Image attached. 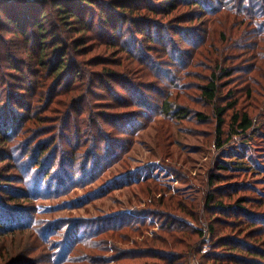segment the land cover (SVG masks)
<instances>
[{"label": "rangeland", "instance_id": "rangeland-1", "mask_svg": "<svg viewBox=\"0 0 264 264\" xmlns=\"http://www.w3.org/2000/svg\"><path fill=\"white\" fill-rule=\"evenodd\" d=\"M143 1L133 15L141 25L122 24L116 46L104 34L90 37L86 52L69 45L67 59L85 80L75 108L63 112L60 92L30 98L41 76L54 83H45L31 47L0 30L25 56L24 73L0 66V118L20 115L9 139L0 136V264H264V79L248 88L238 81L255 63L256 44L264 47L246 35L264 37V19L250 8L264 0H232L230 13L206 16L190 0H166L179 5L171 15L150 8L159 0ZM225 69L233 75L218 84L217 104L234 94L228 102L258 128L241 158L230 152L249 137L216 148L214 105L201 96ZM234 159L243 170L220 172L217 190L210 187L219 160ZM209 195L228 209L206 207Z\"/></svg>", "mask_w": 264, "mask_h": 264}, {"label": "trees", "instance_id": "trees-1", "mask_svg": "<svg viewBox=\"0 0 264 264\" xmlns=\"http://www.w3.org/2000/svg\"><path fill=\"white\" fill-rule=\"evenodd\" d=\"M184 1V0H182ZM188 1V0H187ZM192 5L196 6L198 10H201L203 15L206 16L207 12L210 15H217L219 10L226 11L225 13H230L232 7V0H190ZM234 1V0H233ZM242 0H237L241 2ZM257 1V0H253ZM143 0H0V30L1 34L10 33L14 35V38L18 41H22V47L27 51L28 47H31L33 51L31 54H35V63L42 67V71L46 72L45 83L52 81L51 87H48L47 84H42L44 76H41L36 80L37 91L32 94L30 98L34 99H51L53 94L60 92L57 97L56 104L59 106V109L63 112L70 109L72 106L75 108V104L72 103L78 99L80 92L82 94V84L85 80V74L81 72V66L73 61L67 59V54L70 53L68 49L69 45H76L79 51L86 52V47L88 46L89 41H92L90 37H97L99 34L106 35L109 39L110 45L116 46L117 39L120 41L122 24L131 23L139 27L141 25L142 18L134 17L133 15L141 13L144 9ZM158 5L150 4V8L156 12H166L167 15H171L172 11H175L176 7L173 2H168L166 0H159ZM235 4V3H234ZM252 4V2L250 3ZM244 5V4H242ZM47 8H50L52 11H46ZM251 16L254 18L255 14H258L259 17L264 19V4H252ZM203 16V17H204ZM254 20L258 21L257 18ZM144 21V19H143ZM259 22V21H258ZM263 23V22H260ZM121 25V26H120ZM98 30V31H97ZM120 30V31H119ZM110 31L115 32V34H110ZM142 35L145 34L141 30ZM77 35L76 38H68V35ZM92 35V36H89ZM246 35L255 37L260 41H264V37L260 36V33H255L254 31H247ZM148 38L151 40V36L148 35ZM70 39V40H69ZM69 40V42H68ZM128 41V40H124ZM153 41V40H151ZM0 66L1 63H5L7 66L17 69L20 73H24V55L16 51V47L12 46L10 43H7L5 38L0 39ZM12 46V47H11ZM252 46V45H251ZM262 49L261 57L257 56L256 53L260 54ZM247 55V54H246ZM250 55V53H249ZM253 58H251V57ZM249 57L254 60V65L247 67L242 70L244 76L240 78L241 84H244L245 87L253 85L254 78L264 79L262 74H264V47L258 42L254 49V54L251 53ZM37 58V60H36ZM257 59L259 61H257ZM21 63L22 68L19 66ZM241 73V72H240ZM233 75V72L229 69H225L223 72V78L212 74L210 76V82L201 87L202 98L208 103L214 105V118L216 120V140L215 146L218 149H222L227 143L231 141L235 136L239 137H249L247 142L243 141L240 151L230 152L234 157H239L243 155L241 150L244 146H249L251 144L250 137L258 128L254 126V121L251 115L246 111H237L238 101H230L229 99L233 98L234 94H227L226 97L220 98V102L224 103V106L217 104L218 94L220 95L219 83L222 79L230 78ZM114 74H105L104 77H111ZM53 85V86H52ZM41 90V94L38 95V91ZM33 92V91H32ZM256 92L252 90L249 91V99L254 101V96ZM40 97V98H39ZM61 97V98H60ZM62 99V100H61ZM83 100L84 99H80ZM85 102V101H84ZM169 105L163 108V113L174 115L173 111L169 110ZM177 112V116L181 114L180 109ZM228 113H232L230 117V132L226 140H223L226 135L225 125H226V116ZM184 114V111H183ZM179 116V118L184 117L185 115ZM15 116L14 119L7 120L6 118H0V136L4 137V141L8 140L12 131L17 125V121L20 118ZM199 117H205L203 114H199ZM67 120V119H66ZM6 121V122H5ZM70 121L67 120L66 123ZM243 140V139H242ZM241 140V141H242ZM243 159V158H242ZM243 162H237L236 159L232 161H223L219 160L216 165V174L213 173L209 178L210 187H214L223 179V175H220V172L227 173L232 171H242L243 168L241 165ZM215 186V190H217ZM214 203L215 209L221 211H226L227 207H223L222 203L216 202L214 195H209L206 199V207H209V204ZM237 208L246 211L245 208H242L240 205H236ZM178 207V206H177ZM179 209L184 210V207L179 206ZM228 211V210H227ZM249 215L251 213H248ZM9 215V214H7ZM6 219H10L5 217ZM5 219V220H6ZM4 217L0 216V221L3 222ZM254 218H250V221H253L252 227H256ZM177 228L181 229L180 226ZM214 231L213 227H210L209 232ZM204 237V234L201 230H197L196 233ZM185 235V234H184ZM179 235H173L174 239L177 240ZM185 236L186 237H189ZM168 248H174L175 245L165 240ZM229 241V240H228ZM182 240L177 241L176 246L182 244ZM230 244V243H228ZM239 246H233L232 251L241 250ZM251 249V248H250ZM173 261H169L168 264H179Z\"/></svg>", "mask_w": 264, "mask_h": 264}]
</instances>
